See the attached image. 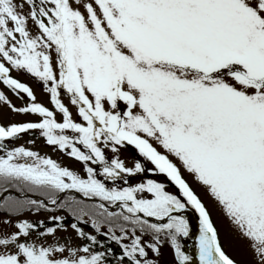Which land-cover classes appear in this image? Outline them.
<instances>
[{"label":"snow or ice","instance_id":"1","mask_svg":"<svg viewBox=\"0 0 264 264\" xmlns=\"http://www.w3.org/2000/svg\"><path fill=\"white\" fill-rule=\"evenodd\" d=\"M13 70L34 78L48 105ZM0 82L26 94L18 107L0 92L10 112L37 117L0 123V189L42 197L0 207L67 209L74 221L16 222L0 237V264H159L165 243L189 264V207L199 264H237L184 173L264 264V0H0ZM31 133L80 169L15 144ZM125 146L142 158L131 167ZM153 172L165 180L129 183ZM68 227L79 243L56 238ZM34 231L53 243L30 241Z\"/></svg>","mask_w":264,"mask_h":264},{"label":"rangeland","instance_id":"2","mask_svg":"<svg viewBox=\"0 0 264 264\" xmlns=\"http://www.w3.org/2000/svg\"><path fill=\"white\" fill-rule=\"evenodd\" d=\"M28 26L30 29H32V31H35V29L32 27L31 21H29ZM12 75L14 77L18 76L22 82L27 83L34 90V93L37 97V101L43 102L46 105H48V97L45 90L41 88L40 84L37 83L34 78L30 77V75L18 73L16 70H13ZM0 92H3L4 95L8 98V100L11 101L13 105H16L18 107L26 106V103L28 102L26 98V94H21L22 96L25 97L24 99H22L21 96H18L6 85H3L2 82H0ZM64 102L67 103V100L65 99ZM0 113L5 114L3 118H0V123H7L8 121H20L25 119H32V120L37 119V117L35 116L25 117L23 114L16 115L10 112L9 109L4 106L3 102H0ZM29 140H34L35 143L32 144L27 143V141ZM15 144L17 146L23 145L32 150H36L40 154L49 156L52 159L56 160L57 162L61 163L62 165L69 166L72 169L79 170L81 167V165L78 162L68 157L66 154L59 152L53 146L46 145L45 141L42 138H40L36 133L23 134L22 138L17 139L15 141ZM108 155L110 156L111 153L109 152ZM119 155L120 158L125 161L126 166L131 167L133 161L136 160L137 153L130 146H125L121 148ZM146 167H153V166L150 163H147ZM184 175L185 178L190 182L194 190L199 194L204 204L206 205L210 213L211 219L214 223V226L217 228L218 237L221 246L226 252V254H228L231 258L236 260L237 264H256V260L253 258L252 252L248 249L246 241L239 238V236L237 235L236 231L230 224L227 217L222 213L220 208L205 194L204 188L192 182V178L188 176L187 173H184ZM142 177L145 179L154 178L157 179L158 181L165 180L162 174L153 172V173L134 175L129 178V183L135 184L139 182ZM165 182L167 184L170 183L167 181ZM167 190L176 193L173 187L167 186ZM187 210H189V208L185 210L184 215L188 218L189 223L191 222L193 224L190 223V235L186 238H181L182 250L185 251L186 254L192 257V260L189 262V264H199L198 254L196 249V236H197L196 231L194 233L195 228H197L199 233V225H198L199 216L197 213L198 216V222H197V218L195 217L193 212ZM191 214L193 216V222H192ZM48 216H49L48 214H40V213L25 214L18 217H10L0 214V237L15 232L17 230L15 224L20 220L31 221L34 219H47L46 217ZM4 221H9V223L5 224ZM55 236L57 239H59L61 243H65V242H71L73 244L79 243V239L76 237L74 230H72L70 227L67 228V231L58 229ZM29 240L34 241L38 244H45V245L53 243L52 236L48 235L41 237L38 235V233L32 234L29 237ZM149 255L151 256L152 253L150 252ZM159 264H177V262L175 261L174 251L171 249V246L168 243H165L161 247Z\"/></svg>","mask_w":264,"mask_h":264},{"label":"trees","instance_id":"3","mask_svg":"<svg viewBox=\"0 0 264 264\" xmlns=\"http://www.w3.org/2000/svg\"><path fill=\"white\" fill-rule=\"evenodd\" d=\"M6 189V190H5ZM5 189H0V196L1 194H3L5 191H11V193H15L16 195H13V194H8L6 195L5 197H14V198H18V199H24V198H30V199H34V197L36 198H39L41 199L42 197L39 196V194L37 193H30V192H20L19 190H17L15 187H7L5 186ZM71 195V194H69ZM33 196V197H32ZM3 197L1 200H0V205L3 204V200L4 198ZM61 199H63V195H61ZM51 207V206H50ZM37 213H40V214H48L49 216L46 217L47 219H34V220H31L30 222H37V221H44V224L47 225V226H51V221L49 220V217L51 215H62L65 217V220H64V223L66 225H70L73 221V217L71 216V214L67 211V209H53L51 212L49 211H45V210H41L39 212H34L32 210H29V209H24L22 211H19V212H14V213H10L8 212L5 208L3 207H0V214L1 215H6V216H10V217H18V216H21V215H25V214H37ZM82 227H84L85 231L87 232H90V233H94V230L91 228V225L88 224V225H81ZM33 233H38L36 231H34ZM32 233V234H33ZM101 239H103V237H100ZM113 247L115 248L116 246L113 245Z\"/></svg>","mask_w":264,"mask_h":264},{"label":"water","instance_id":"4","mask_svg":"<svg viewBox=\"0 0 264 264\" xmlns=\"http://www.w3.org/2000/svg\"><path fill=\"white\" fill-rule=\"evenodd\" d=\"M4 195V194H3Z\"/></svg>","mask_w":264,"mask_h":264}]
</instances>
